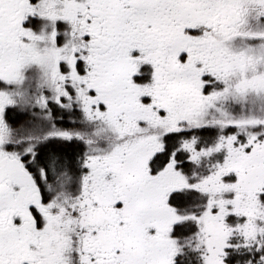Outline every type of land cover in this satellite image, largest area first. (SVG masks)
<instances>
[{
    "label": "snow or ice",
    "instance_id": "1",
    "mask_svg": "<svg viewBox=\"0 0 264 264\" xmlns=\"http://www.w3.org/2000/svg\"><path fill=\"white\" fill-rule=\"evenodd\" d=\"M0 264H264V0H0Z\"/></svg>",
    "mask_w": 264,
    "mask_h": 264
}]
</instances>
